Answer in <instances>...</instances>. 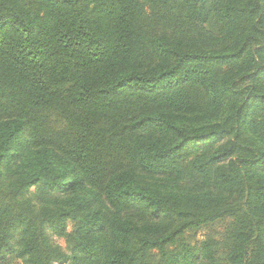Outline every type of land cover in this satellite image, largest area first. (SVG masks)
<instances>
[{
    "label": "trees",
    "instance_id": "trees-1",
    "mask_svg": "<svg viewBox=\"0 0 264 264\" xmlns=\"http://www.w3.org/2000/svg\"><path fill=\"white\" fill-rule=\"evenodd\" d=\"M7 254L264 264V0H0Z\"/></svg>",
    "mask_w": 264,
    "mask_h": 264
},
{
    "label": "rangeland",
    "instance_id": "rangeland-1",
    "mask_svg": "<svg viewBox=\"0 0 264 264\" xmlns=\"http://www.w3.org/2000/svg\"><path fill=\"white\" fill-rule=\"evenodd\" d=\"M178 4L177 2H170V5L166 8V11H169L171 13H175L178 11ZM163 11V10H162ZM204 26L212 31H216L218 29V23L215 21L213 17H209ZM30 196L36 200V197L38 195V190L36 186H32L29 190ZM75 223L74 221H67V226L65 233L63 235H58L54 232V230H49V233L52 237V239L58 243L59 245L62 246V248L66 251L69 252L71 249L72 241L69 237V232L74 228ZM226 229V221L224 222H216L209 226L208 228H201V229H193V230H187L185 233V239L189 243H194L197 240H202L206 236L212 237L217 239L216 241H221L223 234ZM154 254L152 255L151 260L155 261L157 259V253L155 251ZM0 264H21L20 260L16 257H14L11 254L5 255L3 259H0ZM62 264H69L68 262L62 263Z\"/></svg>",
    "mask_w": 264,
    "mask_h": 264
}]
</instances>
